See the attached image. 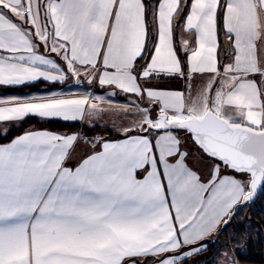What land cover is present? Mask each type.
I'll return each instance as SVG.
<instances>
[{"label":"snow or ice","instance_id":"obj_1","mask_svg":"<svg viewBox=\"0 0 264 264\" xmlns=\"http://www.w3.org/2000/svg\"><path fill=\"white\" fill-rule=\"evenodd\" d=\"M37 83L0 136H115L0 144V264H197L264 195V0H0V89Z\"/></svg>","mask_w":264,"mask_h":264},{"label":"trees","instance_id":"obj_2","mask_svg":"<svg viewBox=\"0 0 264 264\" xmlns=\"http://www.w3.org/2000/svg\"><path fill=\"white\" fill-rule=\"evenodd\" d=\"M30 125L50 129H64L67 126H71L73 129L79 128L78 124L68 125L67 123L60 121L40 122L36 118H29L25 120L20 127H12L7 134V138L0 136V142H9ZM247 207L248 213L246 215L240 211V213L234 218L239 223V231L235 234L238 237H242L247 228H251L253 231L249 234L247 245L244 248L235 251V259L239 263L264 264V195L260 196L254 204ZM213 252V247L209 246L208 251L202 253L200 256L209 259L212 257ZM209 261H207V264H209Z\"/></svg>","mask_w":264,"mask_h":264},{"label":"crops","instance_id":"obj_3","mask_svg":"<svg viewBox=\"0 0 264 264\" xmlns=\"http://www.w3.org/2000/svg\"><path fill=\"white\" fill-rule=\"evenodd\" d=\"M177 31L179 33V30H177ZM183 35H184V38H188V34L187 33H184ZM163 86H169V87H173V88H179V87H181V82H179V81L165 82ZM51 87H52V85H49V84L37 83L34 87H30V88L0 89V93H5V94H12V93L22 94V93H27V92H36V91H39V90H45V89H49ZM56 87H61V85H56ZM85 87H87V84H85ZM96 90L99 91V89H96ZM117 99L120 100V101H122L123 100V97H118ZM60 122H63V121H60ZM63 123H66V122H63ZM67 124L68 125H73L71 123H67ZM3 127H6V125H0V128H3ZM30 128L31 129H48V130H51V131H59V132H73V131H76V130L79 129V130H82L88 136L103 135V136L109 137V138H113L115 136V133L114 132H111L108 129H105V128H102V127H97L95 129H92V130L89 131L88 129H81V126L80 125H79V128H76V129H73L71 126H67L64 129H50V128L38 127L36 125H30L25 130L30 129ZM22 133H20L19 135H21ZM19 135H17V136H19ZM6 143H8V142H6ZM0 144H2V143L0 142ZM187 146L190 147V148H192V146L190 145V143ZM196 158L199 160L198 167L202 171H207L208 167L210 166V162L207 160V158L206 159H203V160L202 159H199L198 157H196ZM234 257H235V255H234ZM238 264H245V263H239L238 262Z\"/></svg>","mask_w":264,"mask_h":264},{"label":"rangeland","instance_id":"obj_4","mask_svg":"<svg viewBox=\"0 0 264 264\" xmlns=\"http://www.w3.org/2000/svg\"><path fill=\"white\" fill-rule=\"evenodd\" d=\"M190 145L192 146V148H194L192 144H190ZM197 157L199 158V156H197ZM204 159H206V158H204ZM241 213L246 215L248 213V207L241 209ZM237 231H239V223L236 221V219H234L231 223L228 224L226 229H224L220 234H218V236H216V242L209 244V246H212L213 250H214L212 257L207 259V258H204L202 256H198L195 258L197 263H199V264H205L206 263L207 264L208 263L207 261L211 260V261H209V264H215L216 260L221 259V257H216L214 259V254L217 251H220L221 253H223V252H227L231 249V250H234L232 253V254H234L237 249L244 248L247 245V242L249 239V234L253 230L251 228H247V230L245 231V233L242 237L241 236L238 237L235 234ZM236 242H241L242 246L238 247ZM188 263L192 264V260H189Z\"/></svg>","mask_w":264,"mask_h":264},{"label":"water","instance_id":"obj_5","mask_svg":"<svg viewBox=\"0 0 264 264\" xmlns=\"http://www.w3.org/2000/svg\"><path fill=\"white\" fill-rule=\"evenodd\" d=\"M193 147H194V145H193ZM258 198H259V197H258ZM258 198L255 200V202L258 200ZM255 202H254V203H255ZM254 203H252V204H254ZM252 204H250V205H252ZM248 206H249V205H248ZM246 207H247V206H246ZM243 208H245V207H243ZM243 208H242V209H243ZM240 211H241V209L238 211V213L235 215V217L240 213ZM235 217H234V218H235ZM234 218H233V219H234ZM231 222H232V221H231ZM231 222H230V223H231Z\"/></svg>","mask_w":264,"mask_h":264},{"label":"built area","instance_id":"obj_6","mask_svg":"<svg viewBox=\"0 0 264 264\" xmlns=\"http://www.w3.org/2000/svg\"><path fill=\"white\" fill-rule=\"evenodd\" d=\"M197 264H199V263H197Z\"/></svg>","mask_w":264,"mask_h":264}]
</instances>
